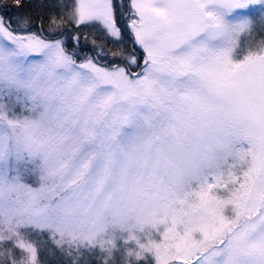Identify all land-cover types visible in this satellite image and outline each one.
Masks as SVG:
<instances>
[{"label": "rangeland", "instance_id": "rangeland-1", "mask_svg": "<svg viewBox=\"0 0 264 264\" xmlns=\"http://www.w3.org/2000/svg\"><path fill=\"white\" fill-rule=\"evenodd\" d=\"M75 1L121 39L112 0ZM125 2L134 47L82 62L0 17V241L21 264L25 230L124 264H264V0Z\"/></svg>", "mask_w": 264, "mask_h": 264}, {"label": "trees", "instance_id": "trees-1", "mask_svg": "<svg viewBox=\"0 0 264 264\" xmlns=\"http://www.w3.org/2000/svg\"><path fill=\"white\" fill-rule=\"evenodd\" d=\"M112 1L115 3L116 22L121 28V39L117 43L109 39L106 30L97 23L77 24L75 0H0V17L3 22L9 23V27L16 34L43 32L47 40H62L66 51L73 54L78 62H82L96 58L92 40L113 52L118 48L124 51L134 47L131 32L127 24L123 25V17L121 12L119 13L116 0ZM125 1V8L128 11L127 2L131 0ZM54 26L59 27L60 30L56 34H51ZM245 50L248 49L245 48ZM99 60L101 64L108 66L112 61L111 58L103 57ZM22 234L36 246L37 264H124L120 263L115 256L104 259L97 257L94 251L77 252L73 249L61 248L56 240L49 238L50 235L47 232L25 230ZM12 245H14L13 242L0 241V264H21L22 251ZM126 264H133V262ZM139 264H145V262Z\"/></svg>", "mask_w": 264, "mask_h": 264}]
</instances>
